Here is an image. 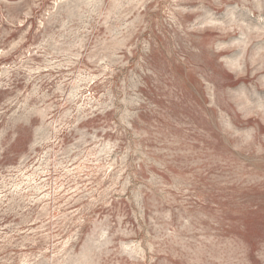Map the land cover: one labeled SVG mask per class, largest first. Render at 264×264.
<instances>
[{
    "label": "rangeland",
    "instance_id": "obj_1",
    "mask_svg": "<svg viewBox=\"0 0 264 264\" xmlns=\"http://www.w3.org/2000/svg\"><path fill=\"white\" fill-rule=\"evenodd\" d=\"M0 264H264V0H0Z\"/></svg>",
    "mask_w": 264,
    "mask_h": 264
}]
</instances>
